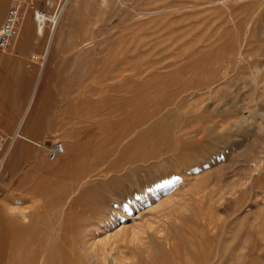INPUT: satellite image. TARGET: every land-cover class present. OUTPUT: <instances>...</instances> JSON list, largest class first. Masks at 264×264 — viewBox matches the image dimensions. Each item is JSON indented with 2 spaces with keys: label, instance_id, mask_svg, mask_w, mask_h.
<instances>
[{
  "label": "rangeland",
  "instance_id": "rangeland-1",
  "mask_svg": "<svg viewBox=\"0 0 264 264\" xmlns=\"http://www.w3.org/2000/svg\"><path fill=\"white\" fill-rule=\"evenodd\" d=\"M100 1L70 0L50 36L28 18L0 52V100L18 107L0 132L34 104L22 131L35 142L17 139L0 166V198L15 201L0 203V264H243L264 0Z\"/></svg>",
  "mask_w": 264,
  "mask_h": 264
},
{
  "label": "bare ground",
  "instance_id": "bare-ground-1",
  "mask_svg": "<svg viewBox=\"0 0 264 264\" xmlns=\"http://www.w3.org/2000/svg\"><path fill=\"white\" fill-rule=\"evenodd\" d=\"M79 1V0H78ZM78 4V2H77ZM92 4H96V3H92ZM76 5V4H75ZM73 6L69 9L68 11V14H67V18H65V21L69 19V15H71V13L74 11V7L76 6ZM96 6V5H95ZM101 10L102 9H107V0H101L100 3H98V5ZM108 10V9H107ZM105 11V10H104ZM64 17V14L61 16L60 18V21L62 20V18ZM28 19L25 18L22 23H21V29H20V33H23V25H24V22ZM59 21V22H60ZM66 23V22H65ZM41 24L38 25L39 27V34H41L43 36L44 32L42 30V27L40 26ZM26 23H25V29H26ZM29 26H27L28 28ZM24 29V31H25ZM31 31V30H30ZM25 36L27 37H30L31 36V33H29L28 29L27 31H25ZM52 44H53V36L51 37L50 41H49V45H48V48L46 51L49 52V55H50V52H51V48H52ZM16 45V44H15ZM14 49V47L12 48ZM11 51V49H10ZM14 51V50H13ZM3 53V52H2ZM8 53H11V52H8ZM48 55V56H49ZM242 53H241V58H242ZM240 57V56H239ZM224 68V67H223ZM256 70H260L259 67L257 68L256 67ZM260 72V71H259ZM262 78V77H261ZM258 80L254 81L255 83H257ZM263 88V87H262ZM211 89V88H210ZM209 91V90H208ZM34 104L29 106L27 108V110L25 111V113L23 114V116L21 117L19 123H18V126H17V129H16V132L14 134V136L12 137L13 138V145H15V149H13V152H11V159H15L17 158L18 156H20L23 151H24V147L21 145H16V141L17 139H20V140H23V141H26V142H32V143H35L31 138H29L28 136H26L25 134H23V128L25 125H29L32 120H33V115H31L30 117V112L32 111V108H33ZM263 109L264 108H261V112H263ZM259 111V110H258ZM259 113V112H258ZM264 113H262L263 115ZM35 116V114H34ZM259 116H260V113H259ZM264 116V115H263ZM197 117V116H196ZM261 117V116H260ZM195 118V117H194ZM184 119V118H183ZM181 120V118H180ZM179 120V122H180ZM184 122V121H183ZM234 122V121H233ZM185 124V123H183ZM178 125V124H177ZM180 125V124H179ZM178 125V126H179ZM207 125V124H206ZM177 126V127H178ZM186 126V125H185ZM255 126H257V128L255 129V131H253L254 133H252L251 135H253L255 137V141H256V144L254 142V145H251V147H249L246 152H245V159L248 161V160H251L253 162V168H254V172L257 173V177L253 176V179L256 180L258 179L259 180V185L256 187L254 184H252L249 188L246 189L245 191V196L243 198V201L241 202V208H242V211L245 215H243V223H242V229H241V234H242V243H241V257H242V260H243V264H264V217L261 216L263 215L262 213L258 215V213H255V210H257L260 206L264 208V158L263 160H260L259 157H261V155L258 157L259 155V151L257 150L258 148V144L261 143V141H264V123H261L259 122L258 125H256L255 123ZM182 127V126H181ZM177 129V128H176ZM180 129V128H179ZM202 131V130H201ZM183 133V132H182ZM186 133H187V130H186ZM186 133H185V136H186ZM29 134V133H28ZM184 134V133H183ZM249 134V133H248ZM188 135V134H187ZM189 136V135H188ZM183 137V136H182ZM250 137V136H249ZM195 140V139H194ZM254 141V139H253ZM253 143V142H252ZM264 143V142H263ZM65 146V145H64ZM183 146V145H182ZM195 146V145H194ZM198 146V145H197ZM260 146V145H259ZM52 147V146H51ZM180 147V146H179ZM190 147V146H189ZM188 147V148H189ZM200 147V146H199ZM198 147V148H199ZM183 148V147H182ZM181 148V149H182ZM193 148V147H192ZM196 148V146L194 147V149ZM180 150V149H179ZM185 150V149H184ZM183 150V151H184ZM196 150V149H195ZM181 151V150H180ZM179 151V152H180ZM186 151V150H185ZM190 151V150H189ZM194 151V150H193ZM198 151V150H196ZM66 152V148L64 150V152L62 154H60L58 157H57V160L63 155L65 154ZM188 152V150H187ZM181 154V152H180ZM179 154V155H180ZM261 154V153H260ZM183 155V154H182ZM8 157V156H7ZM152 157V156H151ZM155 157V156H154ZM4 160L3 158H1L0 160V166L4 163ZM177 160V159H176ZM160 160H158L157 162H159ZM161 161H162V158H161ZM260 163L259 165L257 163ZM161 162H159L160 164ZM255 163V165H254ZM158 164V165H159ZM162 164V163H161ZM157 165V163H156ZM165 165V164H163ZM162 165V166H163ZM160 166V165H159ZM164 167V166H163ZM90 175V173H89ZM88 175V176H89ZM87 176V174H86ZM251 176V175H250ZM246 177V176H245ZM86 178V177H85ZM252 179V178H251ZM261 198V200L259 199ZM261 203V204H260ZM261 208V210L263 209ZM241 211V212H242ZM242 216V215H241ZM223 234V233H222ZM229 249V248H228ZM230 251V250H229ZM220 254V252H219ZM222 256V255H221ZM215 258H218V257H215ZM210 259V258H209ZM213 259V258H211ZM217 260V259H216ZM240 260V259H239ZM215 261V259H214ZM226 261V260H225ZM222 263V260L221 262ZM219 263V264H220ZM210 264V262H209ZM211 264H213L211 262ZM216 264V263H215Z\"/></svg>",
  "mask_w": 264,
  "mask_h": 264
},
{
  "label": "built area",
  "instance_id": "built-area-1",
  "mask_svg": "<svg viewBox=\"0 0 264 264\" xmlns=\"http://www.w3.org/2000/svg\"><path fill=\"white\" fill-rule=\"evenodd\" d=\"M69 2L70 0H13L0 23V52H7L15 46L20 35L21 23L27 17L36 27L41 24L46 35H52ZM31 55L33 63L43 64L48 58L49 52L43 48ZM12 143V135L0 132V159H5L8 156L12 149ZM64 150V143L56 142L49 151V158L56 160Z\"/></svg>",
  "mask_w": 264,
  "mask_h": 264
},
{
  "label": "crops",
  "instance_id": "crops-1",
  "mask_svg": "<svg viewBox=\"0 0 264 264\" xmlns=\"http://www.w3.org/2000/svg\"><path fill=\"white\" fill-rule=\"evenodd\" d=\"M2 3L4 2V0H0ZM12 96L8 95L6 96V98L4 100H0V126H2L3 128L7 129V130H12L13 128V120L11 119H7L3 117V112L4 108L7 106L8 109H10L12 112L15 111L14 113H17L18 107L16 105L13 106H8L6 105V103L8 104L9 101L13 100V98H11ZM6 102V103H4ZM16 109V110H15ZM3 133V132H2ZM5 134V133H4ZM9 135V134H6ZM12 135V134H11ZM0 203L3 204H13L15 203V201H13L12 197H1L0 198ZM1 210H9V207H2L0 208Z\"/></svg>",
  "mask_w": 264,
  "mask_h": 264
}]
</instances>
